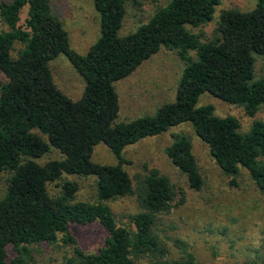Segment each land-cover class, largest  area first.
<instances>
[{"label": "trees", "instance_id": "trees-1", "mask_svg": "<svg viewBox=\"0 0 264 264\" xmlns=\"http://www.w3.org/2000/svg\"><path fill=\"white\" fill-rule=\"evenodd\" d=\"M254 1L247 11L222 10L213 38L201 41L187 27L210 22L220 0H169L124 36H119L124 0H92L99 35L82 55L70 47L49 0H0V19L6 25L0 30V176L9 174L0 199V264H32L35 246L58 244L71 253L56 264H195L188 243L161 236L157 226L161 215L183 203L184 192L154 168L146 169L134 188L124 150L188 123L231 185L243 168L264 192V121L255 118L264 105V79H255L253 56L264 57V0ZM23 9L26 17L20 24ZM162 47L176 51L185 63L174 100L152 116L118 122L115 83ZM60 55L83 80L76 101L53 80L49 63ZM204 93L242 107L252 119L249 129L241 132L233 116L214 115L212 105L197 106ZM171 136L167 158L189 188L200 190L203 179L191 141L180 133ZM100 143L114 155L115 164L92 161ZM51 149L62 158L39 164ZM64 176L92 178L95 200H77L78 184ZM59 180V192L51 194L48 185ZM131 195L140 211L128 224H118L108 203ZM93 225L105 236L93 252L84 251L76 245L74 230ZM168 240L179 258H170Z\"/></svg>", "mask_w": 264, "mask_h": 264}, {"label": "rangeland", "instance_id": "rangeland-1", "mask_svg": "<svg viewBox=\"0 0 264 264\" xmlns=\"http://www.w3.org/2000/svg\"><path fill=\"white\" fill-rule=\"evenodd\" d=\"M55 14L62 21L68 34L70 47L78 54H85L99 35V20L92 0H49ZM169 0H124L125 14L119 36L135 31L146 23L155 11L165 6ZM254 0H220L213 19L198 27H187L200 36L201 41L213 38L218 16L222 10L236 8L247 11L253 8ZM26 17V9L20 13V24ZM6 25L0 19V30ZM19 47V46H17ZM189 55L194 58V52ZM254 56L255 79H264V57ZM185 67L176 51L162 47L156 54L143 62L128 77L115 83L118 96V122L152 116L162 105L172 102ZM56 86L76 101L83 89V80L63 55L49 63ZM0 80H4L0 74ZM212 105L214 115L233 116L240 124V131L246 132L252 119L246 116L242 107L224 103L207 93L199 96L197 106ZM264 121V105L255 115ZM185 135L192 143V152L203 179L200 190L189 188L186 177L175 168L165 154V148L172 142L173 134ZM124 156L129 161L125 170L135 188L137 180L146 169H157L166 176L175 189L184 192L183 203L161 215L158 229L161 236L181 239L189 245L195 264H252L264 263V192H261L243 168L236 178V185L229 183V177L221 172L211 158L207 146L196 137L188 123L169 128L165 133L144 138L127 146ZM62 155L51 149L39 164L49 160H60ZM92 161L104 165L116 163V158L102 143L94 147ZM9 174L0 176V199L6 192ZM65 180L78 184L77 200L94 201L95 186L92 178L64 176ZM63 180L48 185L51 194L59 192ZM118 224H128L129 217L140 211L134 195L123 197L108 203ZM76 245L84 251L93 252L101 244L105 233L99 227L78 228L74 230ZM170 258H179L171 241H166ZM71 249L62 244L33 248L32 264H56L69 256ZM10 258L14 253L10 252ZM141 264H151L144 261Z\"/></svg>", "mask_w": 264, "mask_h": 264}]
</instances>
